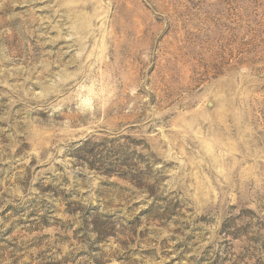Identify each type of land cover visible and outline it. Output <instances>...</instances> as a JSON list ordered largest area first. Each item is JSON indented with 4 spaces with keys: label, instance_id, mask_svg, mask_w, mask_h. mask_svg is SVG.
<instances>
[{
    "label": "rangeland",
    "instance_id": "1",
    "mask_svg": "<svg viewBox=\"0 0 264 264\" xmlns=\"http://www.w3.org/2000/svg\"><path fill=\"white\" fill-rule=\"evenodd\" d=\"M0 264H264V0H0Z\"/></svg>",
    "mask_w": 264,
    "mask_h": 264
}]
</instances>
